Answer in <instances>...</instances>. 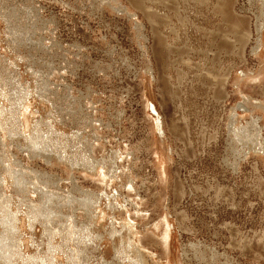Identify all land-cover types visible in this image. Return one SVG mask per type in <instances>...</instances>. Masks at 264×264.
Masks as SVG:
<instances>
[{"label": "rangeland", "instance_id": "rangeland-1", "mask_svg": "<svg viewBox=\"0 0 264 264\" xmlns=\"http://www.w3.org/2000/svg\"><path fill=\"white\" fill-rule=\"evenodd\" d=\"M261 6L0 0V240L9 211L30 261L132 264L126 224L145 264H264Z\"/></svg>", "mask_w": 264, "mask_h": 264}, {"label": "bare ground", "instance_id": "bare-ground-1", "mask_svg": "<svg viewBox=\"0 0 264 264\" xmlns=\"http://www.w3.org/2000/svg\"><path fill=\"white\" fill-rule=\"evenodd\" d=\"M261 2H262V6L260 8L258 21L256 22L258 36H257V39H256V43L254 45V48H253V50H256L258 53H259V49L258 48L264 46V38H263L264 37V25H263V23H264V0H261ZM263 49H264V47H263ZM238 106L241 107L242 109H244L246 107V106H244L241 103ZM255 107L259 108L261 110V115H257L255 117V120H254V123H255L254 127H255V129H257V133H255V137H256L255 144L258 145V148H259L260 151L264 152V135H263L264 125H261V124L258 123V120H261V121L264 122V105H255ZM14 121H16V120H14ZM18 122H19L18 124H20V125H23V123H24L23 120L18 121ZM10 131H12V128H11ZM236 131H238L237 128H236ZM241 131H243V129H241ZM257 138H259V139H257ZM257 140H258V142H257ZM87 211H89L88 212L89 214L87 213L88 215H90V213H92V210H87ZM17 215L18 214H16V213H14L12 215L9 211H7V213L2 218V221L4 222V224L7 225L6 226L7 229L8 230H12L13 233H12V235H9V238H6L5 236H2L3 240H0V244H1V246H4L5 249H7V251H9L8 252L9 257L12 256V260L11 259H10V261L8 260V264H17L16 259H18V256L22 259L21 262L23 264H31L32 260L30 261L28 259V257H24V256L22 257L23 251H21V247H23V245L21 247H18V243L16 242L15 234H17V232L19 231L18 230L19 226L17 225V221H18ZM90 217H92V215ZM29 218H30L29 220L31 222H33V218L31 219V215L29 216ZM30 225H32V224H30ZM122 227H123V225H122ZM125 227H127V231H125L124 234L122 233L121 235L117 236V237H119L120 241L122 242V243L120 242L121 243V247H125V249H130L129 252L131 253V257L133 258L132 259V264H145V260L143 259L144 257H142V253L138 250V247L133 242V237H132V234H131L132 230H130L129 226L126 225V224H125ZM72 228L75 229L77 227H75V225H72L71 227H68V229H71V230H67V231H71V237L73 235H77V233H79V231H83V232H85V234L83 233L82 234L83 236H81L83 238L82 242L84 243V242L88 241L89 239L92 240L91 231L93 232V230L90 231L89 228L88 229L85 228V230H81V229L80 230H73ZM73 231H75V233H73ZM53 233H55V232L51 231V233H49V235H50L49 237H51V235H53ZM57 233H59V231H57ZM119 233H121V231H119ZM119 233H117V234H119ZM168 234L169 233L166 232V230H165L164 235H162V238H161L163 243L166 241V238L168 237ZM97 235L101 237L100 234H97ZM111 236H113V235H111ZM17 237H18L19 241H21L22 237L20 238L19 234L17 235ZM67 237H69V233H66L65 237H62L61 239H65V242H66L67 241ZM71 237H69V239H71ZM5 239L8 240V241H5ZM124 243H125V245H123ZM55 244H56L55 241H53V243H52V240L50 238L49 239V249H53V251H57V248H56ZM19 245H21V243H19ZM79 247L83 248V246H79ZM131 257H130V259H131ZM54 258L55 257H53V259H50V255H48V256L40 257V258H38V260H35V261L33 260L32 262H33V264H63V263H58Z\"/></svg>", "mask_w": 264, "mask_h": 264}]
</instances>
